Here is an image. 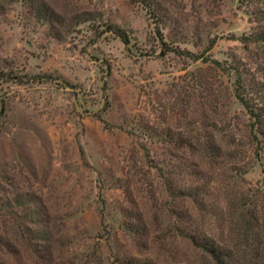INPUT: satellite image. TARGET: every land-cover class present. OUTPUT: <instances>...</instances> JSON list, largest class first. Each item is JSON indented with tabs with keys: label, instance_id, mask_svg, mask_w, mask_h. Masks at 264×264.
Returning <instances> with one entry per match:
<instances>
[{
	"label": "rangeland",
	"instance_id": "rangeland-1",
	"mask_svg": "<svg viewBox=\"0 0 264 264\" xmlns=\"http://www.w3.org/2000/svg\"><path fill=\"white\" fill-rule=\"evenodd\" d=\"M262 131L264 0H0V264H264Z\"/></svg>",
	"mask_w": 264,
	"mask_h": 264
},
{
	"label": "trees",
	"instance_id": "trees-1",
	"mask_svg": "<svg viewBox=\"0 0 264 264\" xmlns=\"http://www.w3.org/2000/svg\"><path fill=\"white\" fill-rule=\"evenodd\" d=\"M42 8L44 12L46 11L43 15L48 16L49 19H51L52 18L51 10L48 9V7L46 8V5L44 3H42L40 11L42 10ZM114 31L119 37H121L124 43H127V38L121 29L116 28ZM235 91L236 92L234 96L243 104H245L240 94L237 92V90ZM261 133L262 135H264V131H262ZM182 233L183 235L185 234V232ZM191 237L193 238V240L197 241L199 243L198 245L201 248H203L212 257V261H214V264H230V262H228V259L232 257L234 254H236V252L238 251L237 248L234 247V245L232 244L220 245L219 243H216L213 239H209L208 236L202 235L200 237L199 235H191Z\"/></svg>",
	"mask_w": 264,
	"mask_h": 264
}]
</instances>
